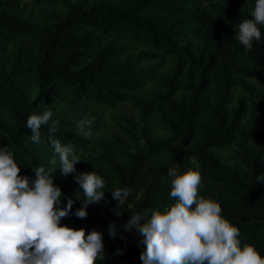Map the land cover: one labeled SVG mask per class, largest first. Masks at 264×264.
<instances>
[{"label": "trees", "instance_id": "obj_1", "mask_svg": "<svg viewBox=\"0 0 264 264\" xmlns=\"http://www.w3.org/2000/svg\"><path fill=\"white\" fill-rule=\"evenodd\" d=\"M255 2L0 0V147L30 182L36 168H55L57 207L74 201L60 225L103 235L96 264H142V238L123 225L175 203L167 172L197 167L189 157L202 176L199 195L219 203L241 247L264 258V183L256 180L264 174V24L251 51L235 38ZM44 111L52 115L33 142L27 118ZM93 118L90 129L78 127ZM54 121L53 137L81 160L67 176L48 142ZM92 171L105 198L77 218L84 195L75 176ZM117 187L132 190L120 216Z\"/></svg>", "mask_w": 264, "mask_h": 264}, {"label": "clouds", "instance_id": "obj_2", "mask_svg": "<svg viewBox=\"0 0 264 264\" xmlns=\"http://www.w3.org/2000/svg\"><path fill=\"white\" fill-rule=\"evenodd\" d=\"M252 19L238 25L235 38L251 51L253 42L261 39L258 25L264 24V0H256ZM52 113H33L26 125L31 140L39 143L41 126L48 123ZM58 121L49 128L48 142L58 154L62 174L75 173V165L81 160L73 145H63L52 135ZM93 119L79 122L81 130L90 129ZM88 139L90 131H83ZM189 162L196 165L182 174L169 168L170 197L175 203L160 210H145L129 216L125 231L141 237L144 250L140 254L142 264H264L259 252L252 245L241 247L239 229L221 215L219 203L199 195L202 176L195 157ZM55 164V159L51 161ZM51 171L43 166L35 169V179L29 181L20 175V167L7 146L0 147V264H96L103 259L104 245L101 232L61 226L62 218L72 212L73 199L61 204L62 190L54 184ZM264 183V174L256 176ZM83 190L82 207L75 210L77 218H86V208L105 198V181L95 171L75 176ZM118 203L115 214H123V207L132 195L130 188L117 187L111 191ZM131 207V205H129ZM110 237H116L114 224L108 227ZM117 254H121L117 250Z\"/></svg>", "mask_w": 264, "mask_h": 264}]
</instances>
